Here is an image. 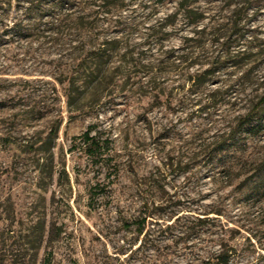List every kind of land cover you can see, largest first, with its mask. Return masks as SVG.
I'll list each match as a JSON object with an SVG mask.
<instances>
[{
    "label": "rangeland",
    "instance_id": "1",
    "mask_svg": "<svg viewBox=\"0 0 264 264\" xmlns=\"http://www.w3.org/2000/svg\"><path fill=\"white\" fill-rule=\"evenodd\" d=\"M180 1L0 0V264H264V0Z\"/></svg>",
    "mask_w": 264,
    "mask_h": 264
},
{
    "label": "trees",
    "instance_id": "2",
    "mask_svg": "<svg viewBox=\"0 0 264 264\" xmlns=\"http://www.w3.org/2000/svg\"><path fill=\"white\" fill-rule=\"evenodd\" d=\"M194 5H195V2H191L190 0H181L179 3V11L186 17V19L188 20V23L192 25H198L201 22V19L204 18V15L200 17V14H199L200 10L198 8H195ZM116 44L117 42L108 41V40L101 41L100 43L95 44V45L93 44V47H95L94 49L95 52L92 53V56H94L93 61H95V64L101 67L103 63H107L106 61L104 62V59L106 57H111L109 54V52L112 50L111 46L116 45ZM108 54L109 56H106ZM94 73H95L94 70H92L90 74H94ZM203 76H205V74ZM203 76H197L195 78L191 77L189 79L193 81L192 88L202 86L204 81L201 79ZM260 81H261V85L264 86V76L261 78ZM263 105H264V99H263V102L260 103V105L256 108L258 114L260 113L259 110H261V107H263ZM249 116L250 114L247 117H245L243 127H246L247 129L249 128L248 130L255 133V131H257L259 128L263 126L262 122L261 121L252 122L254 121V119L251 120V116L250 117ZM146 223H147V220L146 219L143 220V222L141 223V227L138 230L139 233L142 234L144 232ZM168 229L169 228H167V230ZM230 253L231 252H229V250L222 251L210 260L215 259L218 262V264H229L230 259H231V256H229Z\"/></svg>",
    "mask_w": 264,
    "mask_h": 264
}]
</instances>
